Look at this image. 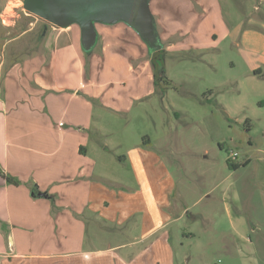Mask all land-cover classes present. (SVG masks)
<instances>
[{
    "label": "rangeland",
    "instance_id": "obj_1",
    "mask_svg": "<svg viewBox=\"0 0 264 264\" xmlns=\"http://www.w3.org/2000/svg\"><path fill=\"white\" fill-rule=\"evenodd\" d=\"M149 6L165 22L161 52L145 51L135 62L103 52L99 39L82 50L85 79L96 87L79 102L80 124L70 119L67 92H42L64 101L53 107L58 129H86L87 145L97 149L90 159L105 162L106 179L90 185V204L133 209L129 220L88 223V264H264V0H150ZM16 7L0 21V49L9 40L6 66L38 65L37 54L47 65L52 25L29 14L24 1ZM155 55L166 74L157 84L137 69L147 61L154 77ZM19 77L22 101L37 98L30 81L38 75ZM37 99L46 113L45 100ZM231 152L238 153L234 162ZM153 157L162 162L142 160ZM94 166L89 162L90 171ZM55 197L57 205L67 202ZM151 206L154 214L145 215ZM144 221L164 227L148 236Z\"/></svg>",
    "mask_w": 264,
    "mask_h": 264
},
{
    "label": "crops",
    "instance_id": "obj_2",
    "mask_svg": "<svg viewBox=\"0 0 264 264\" xmlns=\"http://www.w3.org/2000/svg\"><path fill=\"white\" fill-rule=\"evenodd\" d=\"M23 1L0 0V21L3 22L9 9L19 8ZM154 17L157 28L158 25L162 28V32L158 28L161 40H165L167 31L163 26L164 19L160 14ZM127 27L130 26L126 23L96 27L103 52L111 49V55L113 52L119 56L127 55L128 59L135 62L144 57L145 51L151 55L146 44L143 41L140 43ZM50 28L44 47L45 55L48 56L47 65L37 54L32 58L38 65L26 61L20 64L21 61L12 60L6 66L9 40L0 49V264H88V223L100 228L104 221L118 219L121 222L129 220L132 215L131 208L107 206L104 209L101 201L90 204V185L100 186L97 181L106 179L103 171L105 162L103 159L99 161L97 156L96 160L90 159V153L97 149L94 145H87L86 129H58V117L54 116L53 107L64 102L62 97H52L51 94L42 96L44 91L67 92L68 112L72 109L70 119H76L74 121L80 124L82 116H79L78 109H84L79 102L96 87L85 79L86 63L80 45L81 28L74 29L72 25L65 29L55 26ZM20 66L23 69L17 71ZM148 67L149 62L143 61L137 69L154 82ZM38 68H41L39 72ZM130 69L133 72L136 70ZM23 71L27 76L31 73L38 75L30 81L37 90L30 91L37 98L45 100L46 113L39 112L42 108L39 99L22 101L26 91L21 84L23 79L19 77L18 82L16 77ZM62 116L69 117L66 110ZM142 160L148 162V166L150 161L156 164L162 162L156 157ZM249 161L248 158L247 163ZM89 162L95 165L92 171ZM7 176L16 178L20 184H9L5 179ZM162 176L166 180L170 177L169 174ZM53 196L65 197L67 202L57 205L56 199L52 200ZM152 206L148 207L149 212L145 215L154 214ZM146 224L145 221L142 223L148 236L164 227H148ZM98 252L100 250L91 253Z\"/></svg>",
    "mask_w": 264,
    "mask_h": 264
},
{
    "label": "water",
    "instance_id": "obj_3",
    "mask_svg": "<svg viewBox=\"0 0 264 264\" xmlns=\"http://www.w3.org/2000/svg\"><path fill=\"white\" fill-rule=\"evenodd\" d=\"M150 0H24V9L46 24L65 29L81 28L83 50H92L98 41L96 22L113 26L126 23L146 44L151 54L162 50L161 37ZM47 27V26H46Z\"/></svg>",
    "mask_w": 264,
    "mask_h": 264
},
{
    "label": "trees",
    "instance_id": "obj_4",
    "mask_svg": "<svg viewBox=\"0 0 264 264\" xmlns=\"http://www.w3.org/2000/svg\"><path fill=\"white\" fill-rule=\"evenodd\" d=\"M153 65L155 67L154 82H155V84H157V82L162 81L163 79L166 78L165 69L163 66V62L160 59L153 61ZM244 165H247V162L244 163ZM232 166L234 168L236 167L235 165H232ZM5 179L11 185L18 186L20 184V181L17 180L16 178L12 177V176H7V177H5Z\"/></svg>",
    "mask_w": 264,
    "mask_h": 264
},
{
    "label": "built area",
    "instance_id": "obj_5",
    "mask_svg": "<svg viewBox=\"0 0 264 264\" xmlns=\"http://www.w3.org/2000/svg\"><path fill=\"white\" fill-rule=\"evenodd\" d=\"M237 158H238V153L237 152H231L229 154L228 161L229 162H234V161L237 160Z\"/></svg>",
    "mask_w": 264,
    "mask_h": 264
},
{
    "label": "flooded vegetation",
    "instance_id": "obj_6",
    "mask_svg": "<svg viewBox=\"0 0 264 264\" xmlns=\"http://www.w3.org/2000/svg\"><path fill=\"white\" fill-rule=\"evenodd\" d=\"M159 54H161V53H158V55H159ZM158 55H155V57H154V60H153V61L161 59V58H160Z\"/></svg>",
    "mask_w": 264,
    "mask_h": 264
}]
</instances>
